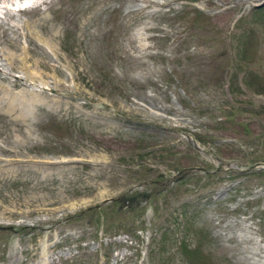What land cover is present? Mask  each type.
<instances>
[{"label": "rangeland", "instance_id": "rangeland-1", "mask_svg": "<svg viewBox=\"0 0 264 264\" xmlns=\"http://www.w3.org/2000/svg\"><path fill=\"white\" fill-rule=\"evenodd\" d=\"M16 1L0 264H264V1Z\"/></svg>", "mask_w": 264, "mask_h": 264}, {"label": "bare ground", "instance_id": "bare-ground-1", "mask_svg": "<svg viewBox=\"0 0 264 264\" xmlns=\"http://www.w3.org/2000/svg\"><path fill=\"white\" fill-rule=\"evenodd\" d=\"M22 0H19V2H21ZM15 4H18V2L16 1V2H13L11 5H15ZM6 5V4H5ZM19 5V4H18ZM7 6V5H6ZM10 108L13 110V109H15V103H14V101H11L10 102Z\"/></svg>", "mask_w": 264, "mask_h": 264}]
</instances>
